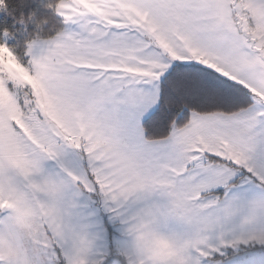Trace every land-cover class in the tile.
Here are the masks:
<instances>
[{
  "label": "snow or ice",
  "instance_id": "1",
  "mask_svg": "<svg viewBox=\"0 0 264 264\" xmlns=\"http://www.w3.org/2000/svg\"><path fill=\"white\" fill-rule=\"evenodd\" d=\"M0 13V264H264V0Z\"/></svg>",
  "mask_w": 264,
  "mask_h": 264
},
{
  "label": "trees",
  "instance_id": "2",
  "mask_svg": "<svg viewBox=\"0 0 264 264\" xmlns=\"http://www.w3.org/2000/svg\"><path fill=\"white\" fill-rule=\"evenodd\" d=\"M0 15H3L2 13H0Z\"/></svg>",
  "mask_w": 264,
  "mask_h": 264
}]
</instances>
